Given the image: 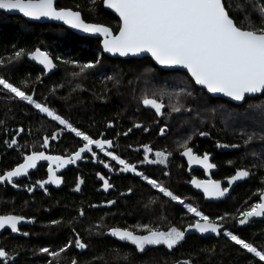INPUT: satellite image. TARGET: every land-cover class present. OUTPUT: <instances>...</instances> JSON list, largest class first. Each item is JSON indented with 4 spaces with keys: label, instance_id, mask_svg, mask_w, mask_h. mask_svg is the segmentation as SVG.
<instances>
[{
    "label": "trees",
    "instance_id": "obj_1",
    "mask_svg": "<svg viewBox=\"0 0 264 264\" xmlns=\"http://www.w3.org/2000/svg\"><path fill=\"white\" fill-rule=\"evenodd\" d=\"M231 3L232 15L236 22L240 23L245 11H251L254 0H231ZM77 5L80 6L78 9ZM56 6L79 10L86 22L104 24L113 32H117L119 28L118 19L103 9L102 0H96L94 6L90 0H57ZM252 17L259 24L255 13H252ZM14 48H40L42 51L47 50L52 57L62 58L55 61V71L46 78L27 56L15 65L0 68V74L9 76L13 82L27 77L28 86L36 89L34 98L41 101L47 98L52 107L69 117L83 130L93 135L104 132L107 138H113L116 131L127 130L133 121L147 124L151 128L149 133L133 129L127 137H119L117 152L122 157L136 162L138 158L142 159L143 153L142 150L136 152L133 149L141 143H150L156 149L167 148L172 153L167 168L170 176L162 175L163 166L142 165L141 168L164 181L186 203H193L206 214L216 217L225 213L238 215V209L244 210L252 203L258 202L259 190L264 188V140L257 137L245 145L240 130L246 126L248 131H259V109L249 108V105L264 102V96L247 99L241 105L212 98L205 90L195 87L187 74L163 71L149 58L110 59L103 55L99 40L78 36L59 25L28 23L19 16L0 12V56L11 55ZM97 58L101 59L100 65L78 77L71 75L78 69L62 62L67 60L86 63ZM107 76H113L114 79L107 80ZM37 77H40L39 81L36 80ZM182 87L192 90L194 97L183 93L176 95ZM162 89L165 90V115L155 117L151 110L145 109L139 103V97L145 91L159 93ZM172 106L180 107L181 112H171ZM185 107H191L193 111L184 112ZM229 113L233 118H228ZM0 121H4L0 124V143L9 138L12 131L22 127L25 130L24 140L22 142L21 139L20 143L30 145L33 140V145L39 146L44 135L50 136L58 129L55 122L38 114L31 106L14 100L0 99ZM108 121L114 122L113 129L106 127ZM164 123L168 124V131L161 137L158 135V128ZM200 131L208 132L209 135L202 137L199 135ZM188 136H191L189 145L196 154L203 155L207 152L213 155V162L217 167L214 179L227 178L238 168H249L254 174L248 181L236 186L224 201L216 204L205 203L202 196L194 193L188 184L193 174H199L189 172L184 157L180 155L182 149L179 145ZM79 143L78 138L65 133L59 140L50 141L51 148L47 153L70 154ZM129 144L133 148H129ZM232 144H239L240 147H224ZM2 155L0 173L19 162L16 153L7 152ZM38 173L32 176L33 181L47 177L46 172L39 176ZM97 173L104 175L102 164L94 163L90 159L78 161L77 164L69 165L58 172L63 182L59 187L48 186L47 195L39 188L33 193H28L23 187L15 189L0 185V214L11 213L36 218L34 224L21 227L22 231L30 233L29 236L12 237L5 232L0 238L1 244L6 245L8 249L15 248L19 251L16 264H46L47 257L40 254L38 249L45 246H61L74 235L73 227L89 243L90 248L83 252L70 248L62 254L60 264H71L73 257L80 264H88L94 256L103 255L105 249L113 246H120L124 250L131 248L134 264H165L166 261L171 264L172 259H187L189 254H192L191 258L196 264H249L254 260L251 254L239 249L223 235L212 238L190 235L172 252L164 246H151L142 254H136L134 246L107 235H98L97 225L100 226L99 230L106 231L112 225L126 227L151 224L166 231L170 226L186 227L192 217L186 214L181 205L161 198L155 190L150 189L139 178L133 177L131 173L109 172L107 178H110L115 187L109 189L106 195ZM78 177L84 183L81 184V191L75 192L73 189ZM129 186L134 188V194L121 196L120 193L126 192ZM153 198L160 203L146 208L145 205ZM113 199L117 201L115 205L104 206L105 201ZM91 204L100 207L91 208ZM80 208L85 210L83 217L78 215ZM53 219H62L65 223L48 227ZM68 221L72 223L69 224ZM224 224L225 228L258 247L264 245V221L240 227L234 225L229 217ZM18 245L22 247L17 248ZM202 249H214V253L205 254L201 252ZM105 260L109 264H121L113 256H105Z\"/></svg>",
    "mask_w": 264,
    "mask_h": 264
},
{
    "label": "snow or ice",
    "instance_id": "obj_2",
    "mask_svg": "<svg viewBox=\"0 0 264 264\" xmlns=\"http://www.w3.org/2000/svg\"><path fill=\"white\" fill-rule=\"evenodd\" d=\"M102 2L106 8L113 10L118 15V32H113L109 26L104 24L86 22L79 10L57 7L55 0H0V10L9 13L16 11L22 13L24 17L34 20L47 18L61 21L72 29L98 34L103 37L101 45L105 53L121 57L149 54L155 64L162 69L186 70L191 82L206 90L208 94H212V97L219 94L230 101L241 103L256 94L264 96V0H254L251 11H245L240 23H237L232 15L231 0H102ZM90 3L94 6L96 0H90ZM79 7V5L76 6L77 9ZM252 13H255L259 18V24L253 19ZM25 56L42 65L45 74L57 67L55 61L62 59L59 56L52 57L48 51H42L40 48L34 50L14 48L11 55L0 56V68L15 65ZM62 62L71 64L74 69H78L71 73L72 76L78 77L88 70L97 68L101 59L97 58L86 63L67 60ZM106 79L113 80L114 77L107 76ZM36 80L39 81L40 77H37ZM35 92L34 87L28 86L27 77L19 82H13L9 76L0 74V99L14 100L31 106L38 114L50 119L58 126V129L53 131L50 136L42 137L41 150L32 148L30 152H24V149L29 146L21 145L16 139L25 131L22 127L15 130V135H12L11 139L4 140V145L7 148H14L21 153L23 162L0 173V185L7 184L17 189L23 187L28 193H33L36 188H39L47 195L49 194L48 185L59 187L62 184V177L57 175L60 169L75 165L78 161L90 159L94 163L102 164L109 172L131 173L133 177L139 178L150 189L155 190L161 198H167L168 201L181 205L186 210V214H190L192 217L186 227L170 226L166 231L151 224L126 227L112 225L106 231L99 230L100 226L97 225L98 235H107L119 242L134 246L136 254L144 253L149 246H164L169 252H172L185 241L186 234L189 232L201 235L209 233L216 236L223 235L239 249L251 254L254 260L249 264H264V245L258 247L255 243L249 242L225 228L224 224L229 217L234 225L239 226L249 224L251 218L264 217V188L259 190L258 202L252 203L244 210L238 209V215L225 213L212 217L193 203H186L164 181L141 168L142 165L163 166L162 175L170 176L167 168L172 153L167 148L156 149L150 143H141L133 149L136 152L142 150L143 153L142 159L138 158L136 162L122 157L117 152L119 137H127L133 129L149 133L151 128L147 124L133 121L127 130L116 131L113 138H107L104 132L93 135L52 107L47 98L43 101L34 98ZM180 93L194 97V92L187 87L180 88L179 92L175 94L179 95ZM164 95L165 90L163 89L159 93L145 91L139 97V103L145 109L151 110L155 117H163L165 115L163 110L166 107ZM249 108L259 109L260 129L259 131L255 129L248 131L246 126L241 128V139L245 145L250 144L257 137L264 140V102L249 105ZM183 111L191 113L193 109L185 107ZM171 112L180 113L181 108L172 106ZM228 118H233L231 113L228 114ZM3 123L4 121H0V124ZM153 123H159V121H153ZM106 127L113 129L115 124L113 121H108ZM167 131L168 124L164 123L158 128V135L163 137ZM65 133L78 138L79 146L70 154H47L51 148L50 141L59 140ZM199 135L205 137L209 133L200 131ZM190 140L191 136H188L179 145L182 149L180 155L187 158L189 166L198 164L205 171L215 168L216 165L209 160V153L205 152L202 156L197 155L193 147L189 145ZM217 146L219 147V145ZM128 147L133 148L131 144ZM224 147L238 148L240 145L232 144L224 145ZM255 154L254 152L253 155ZM102 157H106L107 160ZM40 161L48 162L47 178L21 185L18 182L19 178L29 177V170L36 169ZM253 174L249 168H238L234 175L226 178L227 187H222L219 180L193 178L190 183L201 189L206 198L221 199L225 197L235 182L249 178ZM97 176L99 180L103 181L102 187L105 192L115 187L110 182V178H106L100 173H97ZM83 183L84 181L78 177L73 191L80 192ZM262 183H264V178H262ZM129 194H134L132 186H129L126 192L120 193L121 196ZM116 203L115 199L107 200L104 202V206L111 207ZM157 203L160 202L153 198L145 207ZM89 207L97 208L100 205L91 204ZM161 207H163L162 203ZM78 215L83 217L85 210L78 209ZM35 222V217L11 213L0 214V230H10L11 233L24 237L29 236L30 233L22 231L19 226ZM64 223L62 219H53L48 227L61 226ZM68 223L71 224L72 221H68ZM72 232L74 235L61 246L57 248L45 246L38 249L40 254L47 257L46 264H60L62 254H65L70 248L81 252L90 248L89 243L75 231L74 227ZM21 247L17 246V248ZM201 252L214 253V249H202ZM19 255V251L15 248L10 250L6 245L0 244V264H16ZM191 255L189 254L188 258L183 260L172 259L171 264H196ZM105 256H113L121 264H134L132 249L124 250L120 246L105 249L103 255L94 256L88 264H109L105 260ZM71 264H80V262L73 257ZM165 264L168 262L166 261Z\"/></svg>",
    "mask_w": 264,
    "mask_h": 264
},
{
    "label": "water",
    "instance_id": "obj_3",
    "mask_svg": "<svg viewBox=\"0 0 264 264\" xmlns=\"http://www.w3.org/2000/svg\"><path fill=\"white\" fill-rule=\"evenodd\" d=\"M55 3H57V0H55ZM102 7H103V9H104L105 11H107V12L111 13L113 16H115V17L118 19V21H119V17H118V15H117L113 10L106 8V7L104 6L103 2H102ZM0 12H3V13H5L6 15H9V16H11V15L19 16V17H21L23 20H25V21L28 22V23H35V24H55V25H59V26L64 27L65 29L71 31L72 33H74V34H76V35H78V36H82V37H86V38H91V39L99 40L100 48H101V51H102L103 55H104L105 57H107V58H110V59L128 60V59H143V58H149V59L152 61V63H153L157 68H159V69H161V70H163V71H178V72H182V73L187 74V73H186V70H184V69H162L159 65H156L155 62L151 59L150 55H149V54H146V53L141 54L140 56H126V57H121V56H119V55H112V54H110V53H105V52H103V48H102V45H101V41H102L103 37L99 36L98 34L84 33V32H81V31H79V30H77V29H72V28H70L68 25L63 24V22H61V21L49 20V19H47V18H41V19H39V20H34V19H31V18H28V17H24L22 13H19V12H16V11H13V12L9 13V12H4V11L0 10ZM118 30H119V28H118ZM118 30H117V32H118ZM189 78H190V77H189ZM195 87H197L198 89H201L200 86H198V85H195ZM205 91H206V90H205ZM206 93H207V92H206ZM207 94H208V93H207ZM208 95H209L210 97H212V94H208ZM258 96H261V95L256 94L254 97H250V98H248V99H254V98L258 97ZM212 98L222 99V100H224V101L230 102V103L235 104V105H241V104L244 103V102L237 103V102H234V101H230L228 98L223 97V96H220L219 94H217L216 97H212ZM209 160H210V162H211V160H212V156H211V155H209ZM43 162H44V161H40V162H38L37 167H38L40 164H42ZM185 162H186V165H187V169H188L189 171H193V170H199V171H202V172L204 173V179H203V180H213V179H212V174H216V173H217V168H216V167H215V168H212V169H209V170H207V171H205V169H204L202 166L198 165V164H192L191 166H189L188 161H187V158L185 159ZM36 169H37V168H36ZM36 169H31V170H29V172L32 173V172H34ZM234 173H235V172H234ZM233 175H234V174H233ZM24 178H26V177L19 178V180H22V179H24ZM192 179H193V178H192ZM192 179H191V180H192ZM196 179H197V178H196ZM249 179H250V177H249V178H245V179H243V180H241V181H237V182H235V183L229 188V192L225 195V197H224V198H221V199H211V198H206V197L204 196L203 191H202L201 189H198V188L194 187L190 182H189V187H190V189H191L194 193H196V194H198V195H201L205 203H208V204H216V203H219V202L224 201L227 197H229V196L231 195L232 191L234 190V188H235L236 186H238V185H240V184H243L244 182L248 181ZM19 180H18V181H19ZM191 180H190V181H191ZM199 180H200V179H199ZM221 184H222V187H223V184L226 185V186H228V185H227V179L225 178V179L221 180ZM263 219H264V217H254V218H251L250 223L258 222V221H262ZM250 223H249V224H250ZM29 225H31V224H22V225H20L19 227L21 228V227L29 226ZM247 225H248V224H247ZM247 225H245V226H247ZM245 226H240V227H245ZM5 232H10V230H0V237H1ZM10 234H11V236H13V237H16V236L19 235V234H13V233H11V232H10ZM190 235H195V236H198V237H200V238H212V237H216L215 234H210V233H209V234H203V235H201V234H199V233H195V232H189V233H187V234H186V237H188V236H190ZM0 244H1V241H0Z\"/></svg>",
    "mask_w": 264,
    "mask_h": 264
},
{
    "label": "flooded vegetation",
    "instance_id": "obj_4",
    "mask_svg": "<svg viewBox=\"0 0 264 264\" xmlns=\"http://www.w3.org/2000/svg\"><path fill=\"white\" fill-rule=\"evenodd\" d=\"M35 24V23H34ZM39 25H42V24H39ZM48 25H52V24H48ZM53 25H55V24H53ZM31 62L33 63V64H35L39 69H40V71H41V73L43 74V77L44 78H46V77H48L50 74H52L54 71H55V68L53 69V70H51L50 72H48V73H44L43 72V66L42 65H40V64H38L36 61H33V60H31ZM12 133V135H15V132H11ZM11 135V136H12ZM11 136L9 137V138H7V139H11ZM16 139L19 141V143L21 142L20 140L22 139V142H23V133H21L20 134V136H17L16 137ZM21 144V143H20ZM22 145V144H21ZM23 145H25V143L23 144ZM29 147H26L25 149H24V152L25 153H27V152H30L31 150H32V148H35L36 150H41L40 149V144H39V146L38 145H33V140H31V142H30V145H28ZM7 152H10V153H16L17 155H18V157H19V162L18 163H22L23 162V159H22V155H21V153L20 152H18L17 150H15L14 148H7L6 147V145H4V142L3 143H0V160H1V158H2V154L3 153H7ZM47 154H49V153H47ZM51 155H55V153H52ZM142 155L143 154H141V157H142ZM198 155V154H197ZM209 155H211V154H209ZM202 156V155H201ZM212 156V160H211V163H213L214 164V162H213V155H211ZM103 159H105V160H107V158L106 157H102ZM186 158L184 157V160H185ZM1 162V161H0ZM18 163H16L15 165H13L11 168H13V167H15ZM185 164H186V162H185ZM47 167H48V162L47 161H44L42 164H40L38 167H37V169L34 171V172H32V173H30V175H29V177H26V178H24V179H22V180H19L18 182L21 184V185H23V184H27V183H30V182H34L33 181V178H32V176L33 175H35L37 172H39L38 173V176L41 174L42 175V173L43 172H46V176H47ZM186 167H187V165H186ZM10 168V169H11ZM102 168H103V172H104V176L107 178V174L109 173V171H108V169H105L104 167H103V165H102ZM217 168V167H216ZM9 169V170H10ZM65 169V168H64ZM64 169H60L59 171H62V170H64ZM188 170V169H187ZM189 171V170H188ZM189 172H191V173H198L199 175H192V177L190 178V180L192 179V178H197V179H200V180H203L204 179V173L202 172V171H199V170H193V171H189ZM217 174V173H216ZM216 174H212V179L213 180H216V179H214L213 178V176L214 175H216ZM57 175H58V173H57ZM47 178V177H46ZM45 178V179H46ZM225 179V178H224ZM190 180H189V182H190ZM221 180H223V179H221ZM221 180H219V181H221ZM189 184V183H188ZM3 185H5L6 187H10V188H12L10 185H7V184H3ZM102 185H103V181H102ZM48 186H53V187H55V185H48ZM47 186V187H48ZM223 187H227L226 185H224L223 184ZM22 188V187H21ZM15 189H17V188H15ZM23 190H24V188H22ZM37 189V188H36ZM107 193L108 192H105V194L107 195ZM262 221H264V219L262 220ZM9 234H10V232H8ZM11 235V234H10ZM13 237V236H12ZM1 238V237H0Z\"/></svg>",
    "mask_w": 264,
    "mask_h": 264
},
{
    "label": "rangeland",
    "instance_id": "obj_5",
    "mask_svg": "<svg viewBox=\"0 0 264 264\" xmlns=\"http://www.w3.org/2000/svg\"><path fill=\"white\" fill-rule=\"evenodd\" d=\"M46 51H47V50H46ZM58 172H59V171H58ZM58 172H57V173H58ZM149 247H151V246H149Z\"/></svg>",
    "mask_w": 264,
    "mask_h": 264
}]
</instances>
